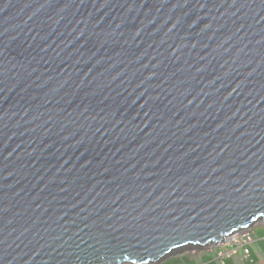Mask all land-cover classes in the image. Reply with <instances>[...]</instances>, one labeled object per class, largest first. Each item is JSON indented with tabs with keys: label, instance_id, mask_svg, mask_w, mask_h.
<instances>
[{
	"label": "water",
	"instance_id": "1",
	"mask_svg": "<svg viewBox=\"0 0 264 264\" xmlns=\"http://www.w3.org/2000/svg\"><path fill=\"white\" fill-rule=\"evenodd\" d=\"M258 222L264 0H0V264L158 263Z\"/></svg>",
	"mask_w": 264,
	"mask_h": 264
},
{
	"label": "rangeland",
	"instance_id": "2",
	"mask_svg": "<svg viewBox=\"0 0 264 264\" xmlns=\"http://www.w3.org/2000/svg\"><path fill=\"white\" fill-rule=\"evenodd\" d=\"M264 228V223L258 222L250 226L249 229L244 231H239L231 235L230 237H224L222 241L217 244L209 245L206 247H184L177 250L175 255H169L170 259L177 258L180 261L185 262V264H190L189 261L199 264L201 259L205 254H211L215 258L217 264H223V258H227L230 255L233 264H245L248 257L245 258V251L248 250L250 254L253 252L258 259V264H264V253L261 249L260 240L257 233L258 230ZM250 257V256H249ZM168 263L165 259L158 263L150 264H166ZM123 264H133V263H123Z\"/></svg>",
	"mask_w": 264,
	"mask_h": 264
},
{
	"label": "trees",
	"instance_id": "3",
	"mask_svg": "<svg viewBox=\"0 0 264 264\" xmlns=\"http://www.w3.org/2000/svg\"><path fill=\"white\" fill-rule=\"evenodd\" d=\"M261 229H264V228H261ZM261 229L258 230L257 235H258L260 240H263L260 242V245H261V249L263 250V253H264V236H261V234H260ZM172 260L180 261V259H177V258H172ZM184 260L187 262H190V264H195V263L189 261L188 259H184ZM166 264H168V263H166ZM199 264H217V263H216L213 255L205 254L204 257L201 259ZM225 264H233V262H232V260L227 259V260H225ZM245 264H258V259L256 258V256L254 255L253 252L250 254V257L247 259Z\"/></svg>",
	"mask_w": 264,
	"mask_h": 264
},
{
	"label": "snow or ice",
	"instance_id": "4",
	"mask_svg": "<svg viewBox=\"0 0 264 264\" xmlns=\"http://www.w3.org/2000/svg\"><path fill=\"white\" fill-rule=\"evenodd\" d=\"M261 236H264V229L260 230ZM124 251H127L126 249ZM151 255V253H149ZM172 255H175V253H172ZM138 259L141 260L142 262L144 261V256L140 255L138 256ZM165 260L168 262V264H185V262L178 261V260H172L170 257H165Z\"/></svg>",
	"mask_w": 264,
	"mask_h": 264
},
{
	"label": "built area",
	"instance_id": "5",
	"mask_svg": "<svg viewBox=\"0 0 264 264\" xmlns=\"http://www.w3.org/2000/svg\"><path fill=\"white\" fill-rule=\"evenodd\" d=\"M244 253H245V254H244V255H245V258H247V257L249 258V256H250V252H249L248 250H246ZM229 258H231L230 255H228L227 258H223L222 263L225 264V260H227V259H229Z\"/></svg>",
	"mask_w": 264,
	"mask_h": 264
},
{
	"label": "bare ground",
	"instance_id": "6",
	"mask_svg": "<svg viewBox=\"0 0 264 264\" xmlns=\"http://www.w3.org/2000/svg\"><path fill=\"white\" fill-rule=\"evenodd\" d=\"M223 238H224V237H223ZM223 238H222V239H223ZM220 241H222V240H220Z\"/></svg>",
	"mask_w": 264,
	"mask_h": 264
}]
</instances>
